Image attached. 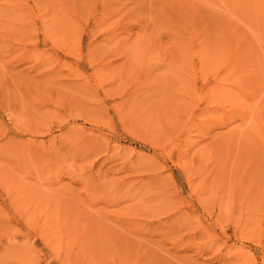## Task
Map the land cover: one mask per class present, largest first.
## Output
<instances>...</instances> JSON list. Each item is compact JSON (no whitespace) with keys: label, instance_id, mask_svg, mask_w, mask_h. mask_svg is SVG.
I'll return each mask as SVG.
<instances>
[{"label":"rangeland","instance_id":"rangeland-1","mask_svg":"<svg viewBox=\"0 0 264 264\" xmlns=\"http://www.w3.org/2000/svg\"><path fill=\"white\" fill-rule=\"evenodd\" d=\"M0 264H264V0H0Z\"/></svg>","mask_w":264,"mask_h":264}]
</instances>
